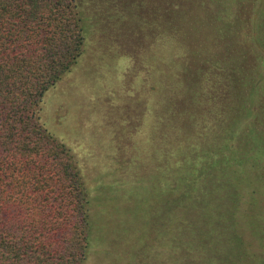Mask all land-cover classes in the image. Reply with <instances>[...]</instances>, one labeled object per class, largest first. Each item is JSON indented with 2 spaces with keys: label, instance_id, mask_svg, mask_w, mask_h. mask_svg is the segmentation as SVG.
<instances>
[{
  "label": "trees",
  "instance_id": "1",
  "mask_svg": "<svg viewBox=\"0 0 264 264\" xmlns=\"http://www.w3.org/2000/svg\"><path fill=\"white\" fill-rule=\"evenodd\" d=\"M84 1L0 0V264L88 258L89 191L70 149L41 116L46 94L85 51ZM193 2L163 19L167 46L177 22L194 20V74L184 69L171 88L184 115L167 122L162 156L155 98L147 134L157 143L156 167H177L176 153L191 154L194 166L175 171L180 211H168L175 220L165 224L155 214L151 228L163 233L166 225L179 264H264V0ZM175 130L182 147L170 144Z\"/></svg>",
  "mask_w": 264,
  "mask_h": 264
},
{
  "label": "rangeland",
  "instance_id": "2",
  "mask_svg": "<svg viewBox=\"0 0 264 264\" xmlns=\"http://www.w3.org/2000/svg\"><path fill=\"white\" fill-rule=\"evenodd\" d=\"M191 2L85 0V51L44 98L42 122L70 149L89 191L92 232L86 264H179L170 257L178 249L169 242L166 225L162 233L150 223L160 214L165 224L175 220L168 214L170 209L178 214L181 205L175 200L180 189L175 171L193 167L194 160L191 154L182 158L176 153L171 159L177 167L169 171L166 160V166L156 167L157 143L147 127L150 124L152 131L159 112L165 155V129L169 121L180 122L185 112L171 88L184 69L194 74L196 37L190 16L177 22L174 40L167 46L163 21L167 10L190 9ZM155 98L161 100L159 111ZM172 132L170 144L182 147L179 139L174 140L177 130Z\"/></svg>",
  "mask_w": 264,
  "mask_h": 264
}]
</instances>
